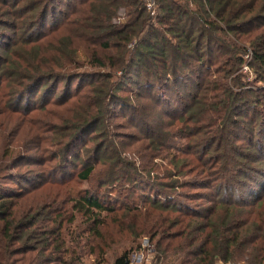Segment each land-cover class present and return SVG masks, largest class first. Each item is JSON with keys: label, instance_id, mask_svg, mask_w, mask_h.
<instances>
[{"label": "trees", "instance_id": "1", "mask_svg": "<svg viewBox=\"0 0 264 264\" xmlns=\"http://www.w3.org/2000/svg\"><path fill=\"white\" fill-rule=\"evenodd\" d=\"M48 21L63 23L64 33L58 36L57 25L45 38ZM39 27L36 37L29 36ZM160 37L168 42L171 68L160 80L143 81L137 59L146 48H156ZM248 47L249 65L259 74L251 81L241 70ZM78 48L97 73L82 71ZM258 82H264V0H0V99L13 98L6 102L15 106L6 103L5 111L16 118L28 144L34 141L23 155L36 149L35 164L43 174H57L77 157L73 150L86 131H99L95 137L107 142L111 106L131 111V124L138 115L139 135L127 137L145 139L150 155L141 156L151 160L176 134L196 139L193 147H172L179 155H170V170L154 178L158 192L127 212L135 217L130 232L153 244L150 264H264V185L257 184L264 177V86ZM42 85L52 96L62 86L54 99L62 113L49 129L22 103ZM46 104L34 110L41 112ZM9 157L0 159V177L6 180L0 187L7 186L0 189V264H77L79 246L69 245L64 222L76 213L94 219L113 209L80 192L70 209L62 208L63 222L55 229L39 227L35 220L41 213L24 210L41 198L39 187L9 189L18 186L13 175H3L14 168ZM81 168L76 178L86 181L93 165L83 161ZM162 190L170 191L168 203L159 199ZM175 196L205 203L193 207ZM140 244L114 264H130Z\"/></svg>", "mask_w": 264, "mask_h": 264}, {"label": "rangeland", "instance_id": "2", "mask_svg": "<svg viewBox=\"0 0 264 264\" xmlns=\"http://www.w3.org/2000/svg\"><path fill=\"white\" fill-rule=\"evenodd\" d=\"M27 5L26 7H29L30 4ZM62 7L65 8L64 5ZM123 11V9L119 10L118 15L122 16ZM25 15L27 14L25 13ZM57 25L59 28L56 32H58V36H61L64 33L63 31H65L64 24H58V22L54 24L52 21H48L46 25H43V36L45 38H51L52 33H50V28ZM40 27L30 33L29 36L36 37ZM61 30L62 32H60ZM6 33L8 36L12 34L8 30H6ZM250 54V48L248 47V52L243 57L245 63L241 68L243 74H245L246 81L256 79L257 75H259L249 65ZM77 57L78 62L85 65L82 71L89 73H97L99 71L95 67L90 68L88 66L87 57L83 48H78ZM136 63L141 80L156 81L162 79L171 68L168 42L166 39L160 37L159 44L156 48H146ZM258 85L264 86V82H258ZM61 87L60 85L56 90L55 96H52L48 94L47 87L42 85L38 91L26 95L22 102L23 106L29 104L33 108L31 116L39 121H44L48 129L53 125V121H57V117L62 113L63 108L54 105L56 103L54 99L57 95L59 97ZM75 87L77 88V84L74 83L72 89ZM44 95L47 97L45 98ZM5 99L3 101L0 99V159H3L5 154H8L10 156L8 160L11 162L9 168L12 165H14V168L11 171L5 172L3 175H5L6 179L9 175H13V178L17 181V188L12 186L14 184L8 186L13 191L15 189V191L21 189L23 192L39 187V193L42 194L41 198L38 195L24 209L27 211L29 208L32 215L36 212L41 213L36 218L35 223L39 227L52 225L55 229V224L58 221L60 223L63 222L59 218L64 210L62 208L70 209L73 203L72 199L80 192H88L94 195L100 199L105 208L113 209V211L108 210L98 213V216H93L95 217L94 219L85 218L76 213L75 219L70 221L67 218L68 216H66L67 220L63 224L62 231L71 233L72 243L69 242L71 247H74V245L79 246L76 251L79 256L77 264H114L116 258L125 252L130 253L139 242L141 243L143 239L148 238L144 235L137 236V233L130 232L128 227L135 224V217L133 214H127V212L128 210L135 209V207L142 206L144 198L148 193L151 197V195H155L158 192V187L155 188L156 186L153 182L154 178L161 177L165 171L170 170V155L174 153L179 155L172 147L181 145L183 148H186L188 144L193 147L197 142L195 138L190 136L181 138L182 133L176 134L174 136L175 138L169 140L167 148L160 150L158 157L155 160H151L150 156H141L147 153L150 155V151L145 147V139L130 140L127 137L128 135H139V128L137 127L138 115H135L132 119L134 122L131 124V122H128L131 118V111H122L121 113L118 111L119 108L117 106H111L109 111L112 114L109 115L110 117L106 119L105 123V125L110 126V136L107 142H103L100 137H95L99 131L88 130L73 150L74 153H77L78 159L75 156L73 160L63 165V169L60 172L58 171L57 174H53V172L43 174V167L35 164V158L40 157L36 149L31 148L32 150L28 152L27 156L23 155L26 149H30L33 146L34 141L28 144L30 140L26 138V135L21 134L22 130L19 131L17 126L20 125L16 123V118H12L9 111H5V109H8L6 103L10 107L15 106L13 102H6L7 100H13V98ZM44 102L47 104L43 111L34 110ZM171 103H169L167 108L170 107ZM162 107H164V104H162ZM126 113L127 116L123 118ZM249 114L251 115L252 113ZM126 123L129 124L127 125L128 128H123L122 125ZM52 134L55 135V132ZM143 135L145 134L142 133L141 136ZM185 144L186 146L184 147ZM83 161L92 163L94 168L89 179L86 181L76 178L77 171L82 169L81 162ZM190 171L192 172L193 169ZM261 175L264 176V171ZM259 179L257 184L261 183L264 185V177H259ZM51 180L56 182H49ZM182 180L183 178L180 181ZM4 181H6L5 178L0 177V184L4 183ZM151 186L153 189L155 188L153 191L150 190ZM5 187L7 186L3 185L0 189H5ZM188 191V189L180 190L183 194ZM202 191L209 192V190ZM162 193L159 199L164 203H168L170 200V191L162 190ZM233 197H237V192L234 193ZM243 198L248 199L247 195ZM175 199L178 202L193 207L205 203L203 200H199V202L189 201L176 196ZM262 199H264V193ZM21 210L23 209L17 210L16 212H20ZM95 220L103 223L96 225ZM49 221L55 222L51 224ZM167 263L164 261L162 264Z\"/></svg>", "mask_w": 264, "mask_h": 264}, {"label": "built area", "instance_id": "3", "mask_svg": "<svg viewBox=\"0 0 264 264\" xmlns=\"http://www.w3.org/2000/svg\"><path fill=\"white\" fill-rule=\"evenodd\" d=\"M147 8L150 10L151 15L155 13V9L152 3L147 4ZM154 254L153 244L148 238L142 240L140 249L133 252L130 258V264H150ZM218 264H236L234 262H218Z\"/></svg>", "mask_w": 264, "mask_h": 264}, {"label": "crops", "instance_id": "4", "mask_svg": "<svg viewBox=\"0 0 264 264\" xmlns=\"http://www.w3.org/2000/svg\"><path fill=\"white\" fill-rule=\"evenodd\" d=\"M218 264V263H217Z\"/></svg>", "mask_w": 264, "mask_h": 264}]
</instances>
